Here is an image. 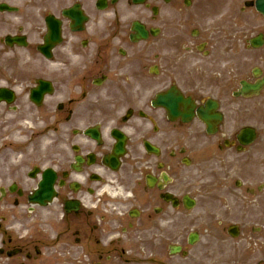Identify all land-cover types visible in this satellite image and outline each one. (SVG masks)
Wrapping results in <instances>:
<instances>
[{"label":"flooded vegetation","instance_id":"obj_1","mask_svg":"<svg viewBox=\"0 0 264 264\" xmlns=\"http://www.w3.org/2000/svg\"><path fill=\"white\" fill-rule=\"evenodd\" d=\"M262 12L264 0H0V264H128L127 236L158 226L180 166L264 173ZM171 93L189 121L163 105Z\"/></svg>","mask_w":264,"mask_h":264},{"label":"rangeland","instance_id":"obj_2","mask_svg":"<svg viewBox=\"0 0 264 264\" xmlns=\"http://www.w3.org/2000/svg\"><path fill=\"white\" fill-rule=\"evenodd\" d=\"M251 177L257 179L254 174ZM263 182L264 180L261 183ZM186 186H189L187 181H181L180 187L186 188ZM231 192L236 193V190ZM227 195L232 198L223 188L220 196ZM216 196L208 194L207 197H199L197 207L192 211L186 212L181 209L172 212L174 219H163L159 228L146 225L147 231L143 232V235L140 234L141 239H137V236H134L136 234L132 233L131 236L134 237L125 258L131 256L130 264H239L237 258L232 257L244 249L247 257L252 256L249 264H264V242H259L254 237L253 242L250 243L247 237L254 236L256 229L264 224V222L252 221V213L264 218V192L259 197L261 201L259 205H253L249 200H244L240 204L234 202L225 204L224 200H219V195ZM212 198L214 201H210ZM237 215H241L242 219L238 220ZM243 222H248L249 226ZM231 225L246 226L243 239L242 237L233 239L227 234V229ZM193 232L200 235L198 243L194 246L188 244V236ZM170 246H182L183 252L186 251L189 255L183 256L179 253L170 257L168 255ZM157 255L169 261L163 259L164 263L157 258Z\"/></svg>","mask_w":264,"mask_h":264}]
</instances>
